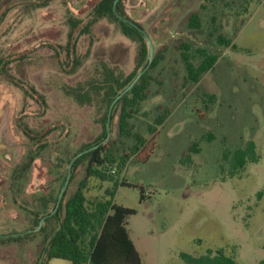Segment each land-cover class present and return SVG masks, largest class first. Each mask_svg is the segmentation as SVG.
Segmentation results:
<instances>
[{
	"label": "rangeland",
	"instance_id": "obj_1",
	"mask_svg": "<svg viewBox=\"0 0 264 264\" xmlns=\"http://www.w3.org/2000/svg\"><path fill=\"white\" fill-rule=\"evenodd\" d=\"M99 1L0 0V69L6 64L15 82L0 71V264H71L46 258L56 222L44 232L26 233L37 217L53 209L64 162L102 134L100 101L81 106L69 92L102 78L103 65L120 76L136 68L139 44L116 24L103 19L83 33ZM123 4L129 18L152 38L156 54L163 56L151 72L149 98L131 120L134 131L149 139L156 117L165 110L169 116L158 127L156 148L147 162L133 157L120 178L102 181L86 178L85 161L68 196L84 178L89 201L109 199L107 192L115 190L116 204L136 210L128 230L143 264H183L182 253L201 257L218 250L238 264H260L264 0ZM195 12L201 17L200 30L188 26ZM70 19L79 22L77 28L72 29ZM215 26L219 30L211 32ZM71 32L75 52L68 49ZM219 34L231 39V47L218 43ZM181 44L190 45L194 54L199 49L219 56L215 68L196 85L184 81ZM206 95L217 99L208 103ZM118 119L119 112L111 140L122 152L135 140L120 137ZM250 141L260 160L248 162L242 171L232 170L225 153L244 149ZM194 143L199 153L188 159ZM142 191L147 197L143 202Z\"/></svg>",
	"mask_w": 264,
	"mask_h": 264
},
{
	"label": "trees",
	"instance_id": "obj_2",
	"mask_svg": "<svg viewBox=\"0 0 264 264\" xmlns=\"http://www.w3.org/2000/svg\"><path fill=\"white\" fill-rule=\"evenodd\" d=\"M114 1L100 0L92 12L90 21L82 31L85 34L90 33L93 26L100 20L106 19L116 24L124 36L139 44V58L135 70L127 76L117 75L114 70L103 65L102 78L93 79L86 87L78 86L69 92L73 95L77 104L81 106L91 105L96 99L100 101L99 109L102 113L101 123L103 130L98 139L79 149L64 162L65 172L61 177V187L68 172L66 166L68 167L72 158L82 150L91 148L105 139L107 114L111 103L129 86L148 63V48L144 37L114 15ZM117 11L121 16L133 21L125 12L123 0L119 2ZM69 21L72 29L78 27V21L72 19ZM138 25L143 28L140 24ZM188 26L197 30L202 28L199 13L195 12L189 16ZM218 30L219 28L215 26L211 32ZM217 41L226 48L232 45L231 39L225 38L222 34L218 35ZM68 49L69 52L70 50L71 52L76 51V42L73 41L72 32L69 34ZM178 49L181 51V58L186 70V77L184 78L186 85L198 84L203 75L215 68L219 57L218 55L210 54L206 50L199 49L194 54L188 44H181ZM162 59L163 56L156 54L148 72L132 91L118 101L113 110L111 127L113 126L116 113L119 112V135L121 138L134 139L135 144L130 149L120 152L116 147V143L110 140L109 143L99 149L84 155L73 167L71 182L74 180L76 170L85 161L88 162L86 178L92 177L106 181L112 179L113 176H119L120 178L131 158L134 157V159L144 163L150 159L156 148L158 127H161L166 122L169 112L165 110L156 117L154 124L149 127V133L151 134L149 139H145L134 131L131 120L134 115L141 111L142 104L148 100L152 80L151 72L160 64ZM80 63L79 59L75 62L76 66H79ZM5 65L2 64L1 73L15 83L9 72L4 68ZM205 97L208 103H214L217 99L215 95H206ZM197 153H199V145L194 143L189 149V155L186 157L190 159V154ZM224 156L225 159L231 160L232 170L236 172L244 170L248 162L257 163L260 160V156L256 152V145L252 141L248 142L244 149L236 150L233 153L227 152ZM86 184L87 179L84 178L72 195L68 196V191L66 192L59 211L46 221L44 229L40 231L44 232L49 223L56 222L57 229L45 249L47 260H66L71 264H143L128 230V219L136 214V210L116 204L114 202L115 190L107 192L109 199L89 201L85 192ZM120 184L126 185L124 180H121ZM57 197L58 195L53 199L54 206ZM146 198L145 192L142 191L140 201L143 202ZM47 207L48 205H46ZM47 214L48 212L46 211L44 215L37 217L34 228L38 226L39 220ZM181 259L183 264H238L234 258L226 255L223 250H218L215 255L209 253L201 257L182 253ZM260 264H264V260Z\"/></svg>",
	"mask_w": 264,
	"mask_h": 264
},
{
	"label": "water",
	"instance_id": "obj_3",
	"mask_svg": "<svg viewBox=\"0 0 264 264\" xmlns=\"http://www.w3.org/2000/svg\"><path fill=\"white\" fill-rule=\"evenodd\" d=\"M121 0H115L114 1V4H113V12H114V15L120 20L122 21L123 23L125 24H128L129 26H131L133 29H135L137 32H139L145 39V42H146V45H147V48H148V63L146 65V67L138 73V75L134 78V80L129 84V86L123 90L116 98L115 100H113V102L111 103L110 107H109V110H108V114H107V121H106V137L103 141H101L100 143H98L97 145L91 147V148H88V149H85V150H82L81 152H79L78 154H76L72 160L70 161V163L68 164V167H67V176H66V179H65V182L63 184V186L61 187V190L58 194V198H57V201H56V204L54 206V208L45 216H43L40 220H39V223H38V226L30 231H28L26 234H32V233H38L40 232L46 221L53 217L54 215L57 214V212L59 211L60 209V206L63 202V199L65 197V194L69 188V185L71 183V180H72V177H73V167L74 165L76 164V162L81 158L83 157L84 155L92 152V151H95L97 149H99L101 146L107 144L110 142L111 140V137H112V127H111V123H112V114H113V110L116 106V104L118 103L119 100H121L125 95H127L130 91H132L135 86L139 83V81L141 80V78L148 72V70L150 69L151 65L153 64L154 60H155V57H156V50H155V45H154V42L152 40V38L149 36V34L143 29L141 28L138 24H136L135 22L121 16L118 11H117V6L119 4ZM2 20H0V25L2 24ZM25 235V234H24Z\"/></svg>",
	"mask_w": 264,
	"mask_h": 264
},
{
	"label": "flooded vegetation",
	"instance_id": "obj_4",
	"mask_svg": "<svg viewBox=\"0 0 264 264\" xmlns=\"http://www.w3.org/2000/svg\"><path fill=\"white\" fill-rule=\"evenodd\" d=\"M60 190H61V188H60ZM68 191V190H67ZM60 192V191H59ZM59 194V193H58ZM58 198V197H57ZM44 200V199H43ZM64 200V199H63Z\"/></svg>",
	"mask_w": 264,
	"mask_h": 264
}]
</instances>
